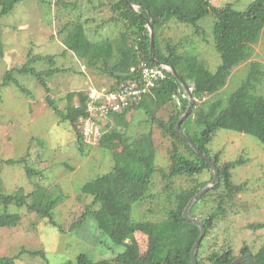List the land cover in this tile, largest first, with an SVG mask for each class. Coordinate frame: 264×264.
<instances>
[{"label": "rangeland", "instance_id": "obj_1", "mask_svg": "<svg viewBox=\"0 0 264 264\" xmlns=\"http://www.w3.org/2000/svg\"><path fill=\"white\" fill-rule=\"evenodd\" d=\"M55 1L24 0L12 13L0 19L4 46V56L0 57V177L4 189L13 194L22 190L28 195L39 187L63 197L53 214L57 226H53L49 219L29 213L26 207L11 206L10 211L20 213L22 221L17 227L0 228V257L18 256L17 264H78L77 259L82 253L92 261L110 260L125 250L122 246H130L133 240L139 243L143 252L147 237L134 231L133 223L144 219H165L170 201L175 197L173 194L193 183L186 177L175 179L169 191L163 193L165 182L158 173L153 178L156 187L149 191V195L156 194V198L134 207L131 218L121 214L92 218L77 228L78 232L72 230V225L93 201L81 189L112 171L115 166L113 156L122 148L113 141L112 151L100 144H85L80 150L75 129L70 123L63 122L50 106L47 97L67 113L71 94L86 93L90 88L110 84L107 76L102 77L97 69L87 68L85 62L67 50L63 42L67 32L61 34L60 31L64 24L83 15L82 21L90 40L110 39L122 45H128L129 41L122 38L126 32L122 24L104 23L112 17L111 12L101 13L102 4L108 0H67L73 6L62 13L56 9ZM254 1L214 0V3L219 6L232 3L237 10L244 11ZM58 15L63 18L59 20ZM214 24L212 15L199 21L202 28L199 32L192 26L170 22L163 27L162 34L173 44L184 43L189 51L204 60L208 70L216 72L222 59L214 50ZM40 58L42 60H38ZM33 59L37 61L32 62ZM253 61L261 62L264 67V32L255 47V55L243 67ZM25 66L43 75L54 73L44 77L48 91L36 77L20 72ZM9 72L12 79L8 86H3ZM245 73L242 66L235 69L224 91L237 90L246 79ZM257 92L264 95V75ZM79 103L77 95L72 104ZM172 111V105L159 110L155 113L159 119H153V115L151 117L144 110L137 111L129 117L131 125L125 129V137L131 140L141 134H152L157 148V169L168 170L171 165L172 140L160 130L158 122L168 121ZM102 126L109 133L115 127L107 120ZM114 130L120 131L121 128L115 127ZM209 150L212 156L219 155L222 162L242 161L232 170V180L236 186L243 187L235 193L223 189L213 193L197 210V218L203 221L218 208L226 212L217 218V224L205 242L203 257L223 252L228 245L233 247L237 258L242 256L245 247L256 253L264 245V229L252 230L249 225L264 223V145L253 136L219 130ZM11 159L25 161L10 166L6 162ZM27 167L34 171L32 177L27 175ZM213 177L214 172L212 176L206 171L199 179L212 178V181ZM23 248L35 251L38 256L22 253Z\"/></svg>", "mask_w": 264, "mask_h": 264}, {"label": "trees", "instance_id": "obj_2", "mask_svg": "<svg viewBox=\"0 0 264 264\" xmlns=\"http://www.w3.org/2000/svg\"><path fill=\"white\" fill-rule=\"evenodd\" d=\"M22 1L24 0H0V19L12 13L15 6ZM127 1L136 6V9H133ZM55 6L62 13L71 10L70 7L73 5L67 0H56ZM102 6L101 13H112V17L104 23L122 24L126 31L122 38L125 41L127 39L129 44L122 45L118 41L111 42L110 39L90 40L86 24L82 21L83 15H79L75 16L72 23L64 24L60 31L61 34L67 32L63 40L64 45L67 50L75 54L78 60L85 62L87 68L97 69L102 77L107 76L110 84L97 86V88L116 89L122 84L132 83L143 86L139 70L140 63L145 61L152 67L157 66L150 59L152 39L148 22L152 21L156 60L171 65L192 88L196 99L192 113L181 125V131L188 135L219 169L220 182L217 187L206 193L191 209L190 215L197 218V210L211 194L222 189L235 193L236 190L241 191L243 187L236 186L232 180V170L242 161L222 162L219 155L212 156L209 145L216 133L219 130L234 131L253 136L264 145V95L257 92L264 75V67L257 61L243 67L249 64L255 55V47L259 44L264 32V0L254 1L244 11L237 10L232 3L216 5L214 0H119L115 3L108 0ZM74 7L76 9L77 5ZM208 15L215 18L213 45L222 59L216 72L208 70L204 60L189 51L184 43L173 44L172 41L164 39L162 34L163 27L170 22L192 26L197 32L202 31L198 23ZM62 18L58 15L59 20ZM3 56L4 46L0 27V57ZM36 61V59L32 60V62ZM241 66L246 72L245 81L237 90L224 91L235 69ZM20 72L36 77L47 91L48 86L44 77L54 74L51 72L43 75L28 66ZM11 79L9 72L3 86H8ZM77 95L80 103L73 105L72 100ZM182 95H184L182 86L172 73H168L166 80L157 82L155 87L143 95V99L138 104L127 107L121 112L111 113L98 122L102 125V122L107 120L108 124L114 123L115 127H120L121 130H114V127L109 133L102 126L104 134L97 144L112 151L114 149L112 142L115 141L122 149L113 156L115 166L112 171L88 182L81 189L83 194H87L85 196L91 197L93 201L78 222L72 225V230L81 228L92 218L116 214L131 218L134 207L156 198L157 195H149V191L152 187H156L153 178L158 173L165 182L163 193L169 191L175 179L186 177L193 184L173 194L175 197L170 201L171 206L167 208L165 219L159 221L144 219L133 223L134 231L142 232L147 237V246L143 248L145 251L142 252L139 243L133 240L130 246H122L125 250L113 259L92 261L82 253L77 259L78 264H192L191 251L200 235V229L186 220L183 213L190 201L212 179L200 181V176L206 171H210L213 176V170L177 132L178 122L189 105L188 99H183ZM47 99L57 115L62 117L63 122L70 123L77 132L80 150L85 144H96L87 142L78 129V120L85 115L87 92L69 96L71 102L67 113L61 111L52 99L49 97ZM178 99L181 101L180 105L177 102ZM1 100L0 96V102ZM171 105L173 107L171 118L165 122H158L160 130L172 140L171 165L168 170L157 169V148L152 134H141L131 140L130 137H125V129L127 130L131 125L129 117L137 111L144 110L148 115L151 114V117L153 115V119H159L158 114L155 113ZM23 161L25 159L20 161L11 159L6 163L15 166ZM26 170L29 177L34 175V171L29 167ZM168 195L171 197V193ZM62 201L61 195H53L39 187L28 195H25L22 190L14 194L7 193L0 177V228L17 227L22 221L20 213L10 211L13 205L18 208L26 207L29 213H35L42 219H49L53 226H57L53 214ZM225 213V210L218 208L208 220L201 219L206 235L197 253L198 264H231L237 258L230 245L223 252H214L203 257L205 242L212 234L217 218ZM249 228L261 230L264 229V223L252 224ZM24 252L38 256L35 251L25 248L22 249V253ZM248 253L252 254L260 264H264V245L256 253L245 247L241 255ZM17 257H0V264H17ZM241 264L251 263L246 261Z\"/></svg>", "mask_w": 264, "mask_h": 264}, {"label": "built area", "instance_id": "obj_3", "mask_svg": "<svg viewBox=\"0 0 264 264\" xmlns=\"http://www.w3.org/2000/svg\"><path fill=\"white\" fill-rule=\"evenodd\" d=\"M139 70L143 86L132 83L122 84L120 88L116 89L95 87L87 91L85 115L78 120V129L87 142L97 144L103 136L102 125H99L98 122L111 113L121 112L127 107L138 104L144 94L155 87L157 82L166 80L167 74L170 73L168 66L152 67L145 61L140 63ZM182 98L186 99L187 96L184 94ZM177 102L179 105L181 104L179 99Z\"/></svg>", "mask_w": 264, "mask_h": 264}, {"label": "water", "instance_id": "obj_4", "mask_svg": "<svg viewBox=\"0 0 264 264\" xmlns=\"http://www.w3.org/2000/svg\"><path fill=\"white\" fill-rule=\"evenodd\" d=\"M129 3V5L133 8L136 9V6L132 5L129 1H127ZM148 26H149V30H150V37H151V49H150V59L158 66H168L170 68V73H172V75L178 80V82L180 83V85L183 88L184 93L187 96V99L189 101V105H188V109L187 111L182 115V117L180 118L178 125H177V132L179 134L180 137H182L191 147L192 149L195 151V153L201 157L213 170L214 172V177L213 180L208 183L191 201L190 203L186 206L185 210H184V218L190 222H192L194 225H196L199 229H200V235L196 241V243L194 244L192 251H191V260H192V264H198L197 261V253L199 251L201 242L203 241L205 235H206V229L204 226V223L196 218V217H192L190 215L191 209L192 207L206 194L208 193L210 190H213L217 187V185L220 182V177H219V169L217 167V165L213 162V160L211 158H209L207 155H205L201 149L191 140V138L184 134L181 131V125L184 121V119H186L193 110V107L196 103V99L193 95V93L190 91V87L187 84V82L181 78L176 71L172 68L171 65H167V64H163L160 63L156 60L155 58V51H154V41H153V23L152 21L148 22ZM249 261L251 264H260L255 257L248 253L244 256H240L238 258H236L231 264H241L243 262Z\"/></svg>", "mask_w": 264, "mask_h": 264}, {"label": "clouds", "instance_id": "obj_5", "mask_svg": "<svg viewBox=\"0 0 264 264\" xmlns=\"http://www.w3.org/2000/svg\"><path fill=\"white\" fill-rule=\"evenodd\" d=\"M190 91L192 92V88H190ZM185 94V93H184ZM186 95V94H185Z\"/></svg>", "mask_w": 264, "mask_h": 264}]
</instances>
